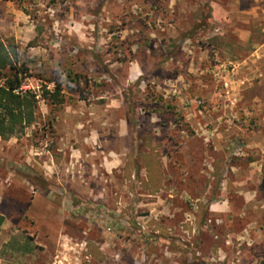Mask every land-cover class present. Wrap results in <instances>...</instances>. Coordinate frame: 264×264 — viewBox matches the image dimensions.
Returning <instances> with one entry per match:
<instances>
[{"label":"rangeland","instance_id":"rangeland-1","mask_svg":"<svg viewBox=\"0 0 264 264\" xmlns=\"http://www.w3.org/2000/svg\"><path fill=\"white\" fill-rule=\"evenodd\" d=\"M0 43L63 94L0 139V264H264V0H0Z\"/></svg>","mask_w":264,"mask_h":264},{"label":"trees","instance_id":"trees-1","mask_svg":"<svg viewBox=\"0 0 264 264\" xmlns=\"http://www.w3.org/2000/svg\"><path fill=\"white\" fill-rule=\"evenodd\" d=\"M29 78H32L29 68L25 64L19 65L16 54H12L0 43V139L3 141L22 135L35 123L37 105L40 100L52 106L63 103L60 82H54L53 90L44 88L42 94L38 95L31 88H26L29 87L27 84ZM143 162L148 173L145 186L152 188L151 183L154 178H157V182L161 185L163 176L160 163L156 162L152 156H144ZM152 166L157 168V173L156 171L151 173ZM89 251L91 256L102 259L98 248L96 252H91L90 248Z\"/></svg>","mask_w":264,"mask_h":264},{"label":"crops","instance_id":"crops-1","mask_svg":"<svg viewBox=\"0 0 264 264\" xmlns=\"http://www.w3.org/2000/svg\"><path fill=\"white\" fill-rule=\"evenodd\" d=\"M103 158L106 161L105 164L107 165V170L108 171H111L112 174H113V172H115L117 175H119V176L121 175L120 176L121 178L119 177V179H120L119 180V182H120L119 189L122 188L123 183L125 182V179H124L125 158H120L116 154L112 158V161H111V159H109V157H103ZM134 160L135 159H133V161ZM143 164H144V162H143ZM142 168H143L142 170L145 171V173H146L145 177H146V181H147V178H148L147 169L145 168V165ZM161 173H162V171H161ZM155 179H153V182L151 183L152 188L151 187H149V188L146 187V190L148 191V194L152 193V191H153V193H155V192H158V191L161 190V189H159L160 188V182L159 183L157 181L155 182Z\"/></svg>","mask_w":264,"mask_h":264}]
</instances>
